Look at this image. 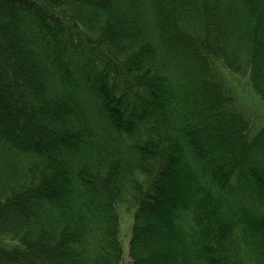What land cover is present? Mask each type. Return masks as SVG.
<instances>
[{
	"label": "trees",
	"instance_id": "16d2710c",
	"mask_svg": "<svg viewBox=\"0 0 264 264\" xmlns=\"http://www.w3.org/2000/svg\"><path fill=\"white\" fill-rule=\"evenodd\" d=\"M264 0H0V264H264Z\"/></svg>",
	"mask_w": 264,
	"mask_h": 264
},
{
	"label": "rangeland",
	"instance_id": "374dc122",
	"mask_svg": "<svg viewBox=\"0 0 264 264\" xmlns=\"http://www.w3.org/2000/svg\"><path fill=\"white\" fill-rule=\"evenodd\" d=\"M214 79L223 86V89L232 97L231 99H235L237 111L249 121L254 133L264 127V101L256 94L249 78H241L232 74L225 67L217 65ZM118 213L120 216V241L123 249L121 264H131L129 247L135 210L127 206H119ZM0 245L13 247L16 244L10 240L0 239Z\"/></svg>",
	"mask_w": 264,
	"mask_h": 264
}]
</instances>
